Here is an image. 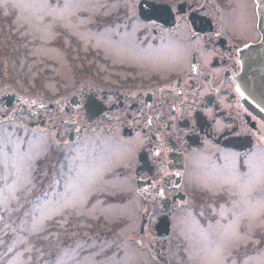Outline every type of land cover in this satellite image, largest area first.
I'll list each match as a JSON object with an SVG mask.
<instances>
[{
  "label": "rangeland",
  "instance_id": "obj_1",
  "mask_svg": "<svg viewBox=\"0 0 264 264\" xmlns=\"http://www.w3.org/2000/svg\"><path fill=\"white\" fill-rule=\"evenodd\" d=\"M141 1L0 0V98L17 93L22 100L10 109L0 105V115L7 118L0 123V264H264V246L256 236L260 225L264 230V195L256 193L264 181L208 168L207 185L215 192L228 185L239 201L226 203L213 217L181 212L164 238L149 221L143 236L136 195L128 193L123 201L91 199L95 193L132 188L124 179L104 180L109 158L103 167L92 161L91 145L102 142L100 135L86 134L65 145L56 131L30 127L35 119L29 111L39 104L64 106L95 79L96 70L122 62L154 67L161 50L152 40L144 46V38L138 39L144 29ZM6 40L20 51L18 66L5 54ZM69 109L57 122L65 117L85 125L83 111ZM64 148L68 155L61 153ZM54 153L65 156V163L41 192L34 174L39 161ZM116 157L114 165L129 156ZM91 231L102 240L89 239ZM33 238L48 244L40 247Z\"/></svg>",
  "mask_w": 264,
  "mask_h": 264
},
{
  "label": "flooded vegetation",
  "instance_id": "obj_2",
  "mask_svg": "<svg viewBox=\"0 0 264 264\" xmlns=\"http://www.w3.org/2000/svg\"><path fill=\"white\" fill-rule=\"evenodd\" d=\"M158 2L165 7L160 21L141 20L144 29L138 33L144 46L152 40L161 50L154 67L122 62L96 70L95 79L77 94L83 126L65 117L57 122L72 97L64 106L40 104L29 112L42 127L56 131L60 141L66 140L65 145L72 144L71 134L75 139L92 133L102 137L91 145L92 161L103 167L109 158L104 180L124 179L132 188L112 195L95 193L91 199L128 200V193L136 195L147 225L156 226L169 214L174 227L181 212L213 217L226 203L239 201L230 186L215 192L207 185L208 168L264 181V121L246 106L238 88L241 54L261 35L256 0ZM90 97L100 110L92 123L85 111ZM50 111L58 113L50 117ZM61 153L69 154L65 148ZM124 154L129 156L126 161L114 165L112 160ZM262 187L256 193L264 195ZM95 226L90 222L93 230ZM261 227L256 229L260 248Z\"/></svg>",
  "mask_w": 264,
  "mask_h": 264
},
{
  "label": "water",
  "instance_id": "obj_3",
  "mask_svg": "<svg viewBox=\"0 0 264 264\" xmlns=\"http://www.w3.org/2000/svg\"><path fill=\"white\" fill-rule=\"evenodd\" d=\"M258 5L259 23L258 29L261 33V40L246 47L241 54L242 73L238 77V88L243 96L246 106L254 112L262 121H264V0H256ZM165 7L149 1L142 0L139 4V14L146 21H160L161 15ZM171 10L167 7V14ZM5 101L7 107L13 106L19 102L17 94H7L0 99V103ZM72 104L76 105V99L72 100ZM89 121H93L99 115L97 103L89 100L86 105ZM34 126V124H32ZM74 138H72L73 140ZM147 220L144 219L142 224V233L145 232ZM158 236H165L171 233V221L169 216L160 218L156 227Z\"/></svg>",
  "mask_w": 264,
  "mask_h": 264
},
{
  "label": "trees",
  "instance_id": "obj_4",
  "mask_svg": "<svg viewBox=\"0 0 264 264\" xmlns=\"http://www.w3.org/2000/svg\"><path fill=\"white\" fill-rule=\"evenodd\" d=\"M2 22H3V20H2ZM5 22L7 23V25L12 26V19L11 18H5ZM5 31H8L7 26L5 27ZM10 43H11V41L8 42V40H6V42L4 43L3 47L6 48L5 54L9 55L11 57V59L15 61L14 65L18 66L19 65V58H20V51H16L15 49H13L12 46L10 45ZM14 71H15V67L12 66V72H14ZM17 74H21V73H19V71H18ZM64 163H65V156L63 158L62 157L58 158V156H57V158H55V153L53 155L51 154L50 156L46 157L45 160L39 161V163H38L39 168L34 174V176L36 175L35 177H38L37 180L39 181V183H37V184H38L39 191L46 192L47 184H49V182L54 179L56 172L60 170L61 166H64ZM0 171H2V168H0ZM120 201H123V200H120ZM2 214L4 215L5 212H2ZM91 233H93V234H91V237L89 239H92V240L96 239L98 242L102 240V238H97L98 237L97 233L92 232V231H91ZM108 233H111V232H108ZM32 241L33 242L35 241L37 244H39L40 247L42 246V243L48 244V240H42V239H38V238L37 239L33 238ZM7 243H10V242H7ZM46 244H45V246H46ZM45 246L42 247V248H44V251L46 250Z\"/></svg>",
  "mask_w": 264,
  "mask_h": 264
}]
</instances>
